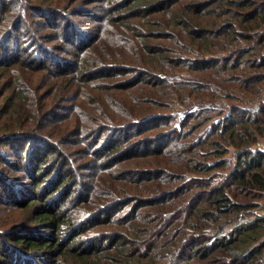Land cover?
I'll list each match as a JSON object with an SVG mask.
<instances>
[{"label":"trees","instance_id":"16d2710c","mask_svg":"<svg viewBox=\"0 0 264 264\" xmlns=\"http://www.w3.org/2000/svg\"><path fill=\"white\" fill-rule=\"evenodd\" d=\"M73 1L0 0V165L23 164L19 176L32 179L22 192L17 174L0 166V203L21 208L0 219V264H264V0H107L100 7L107 24L91 25L101 30L99 38H80L91 19L76 18L88 13L81 10L84 0ZM47 24L55 28L49 38L68 41L79 53L69 62L78 70H46L57 77L48 86L29 77L23 86L11 78L22 70L10 67L27 58L14 59L7 45L28 48L35 69L32 51L51 32L42 31ZM130 62L142 65L143 76L134 95L127 88L132 84L122 82L119 92L132 102L113 114L97 96L107 93L102 81L91 94L84 85L89 73L118 74L120 81ZM70 88L78 92L68 95ZM65 105L66 122L58 123ZM97 107L101 113L94 116ZM155 118L176 134L174 144L134 150L111 162V172L75 181L63 139L93 137L109 122L110 142L95 147L94 155L107 150L117 156L128 147L121 149L114 129ZM48 174H54L52 191L47 177L41 179ZM73 182L79 184L74 193ZM61 193L63 201L56 200ZM116 199L122 214L99 220ZM87 222L105 226L108 236L78 247L89 238L73 231H85Z\"/></svg>","mask_w":264,"mask_h":264},{"label":"rangeland","instance_id":"374dc122","mask_svg":"<svg viewBox=\"0 0 264 264\" xmlns=\"http://www.w3.org/2000/svg\"><path fill=\"white\" fill-rule=\"evenodd\" d=\"M8 1L9 0H5V3L7 4ZM60 1L64 4L67 2H71L72 0H60ZM114 1L115 2L119 1V3H120V2H123L126 0H121V1L120 0H114ZM79 2H82V0H74L72 2V5L78 4ZM89 2H91V3H89ZM106 5H108L107 0H84L83 1L81 10H86L88 14H86V13L80 14L79 13L76 18H80V16H88L89 19H91V20H89V25H87V22H85V24L83 26V30H82L81 35H80V38H82L83 36L94 38L95 36H98V33L100 34L101 30H99L98 32H94V30L91 28V25L97 23L103 29V25L107 24L106 21H108L109 17L103 10L100 9V7L103 8ZM124 13L125 12L122 10V11L115 12L114 15L115 16H121V14H124ZM83 21L84 20H81V21H79V23L82 24ZM58 24H59L58 27H60L61 23L59 22ZM58 27H56V28H58ZM48 29L51 30V32L47 33L45 35V38L41 37L42 41H44L43 44L34 48L32 51L33 52L32 57L33 58L36 57V60L33 63V65H35L34 66L35 69L32 68L33 66L28 64V59H29L30 53H31L30 51H28V48L27 49H26V47H25V49H24V47L21 48L20 46H18V44H17V47L15 48V44L13 42L11 43L10 46L7 45V48H6L7 52L10 53V55L12 53V57L14 59H16L19 55L22 58H24V56L27 58L26 61L22 62L19 66H18V64L13 65L14 62H11L12 66L10 67V68L14 67V69L16 68L15 70H22L21 72L14 71L11 78L13 80H19L20 82H22L23 86L27 85V84H25V80H27L26 79L27 77L32 78L35 83L40 84L41 82H45L44 84H46V86H48V84H50L52 80H56L57 77L46 76V74H45L46 70L53 69V70H59V72H60V70H69V72H73V73L76 70H78V68L76 67V64L73 66V65H70L69 62H70V59H76V57L78 58L79 53H76L74 47L71 45L70 42L62 41L58 38H56V39L49 38V36L54 32L53 30L55 28H52V27H50V25L47 24L44 27V29H42V31L48 30ZM112 30H113V25L110 27L109 32H111ZM99 37L100 36H98L97 38H99ZM23 40L26 41L25 37H23ZM101 45H99V48ZM43 50H45V51H43ZM42 52H43V54H42ZM100 52H102V51H100ZM49 58L56 59L58 61L57 62L58 64L52 65V62L50 60H48ZM11 59L12 58H10V60ZM39 64H41V65H39ZM141 66H142L141 64L139 65L135 62H132V63L130 62L128 64V67H130V68H127L126 75H124V78H122L120 81L118 79V78H120V75H118V74H113L112 77H111V74H102V77H98L95 75V73H89V77H91V80H88L87 84L84 85V87L88 88L89 93L91 94L92 89L95 86L101 85L100 82L102 81V83L104 85V88L102 90L106 91L107 93H102V94L96 93V94H97L98 98L101 100V102L105 105V107L109 110H112V113L115 114V112H116L115 107H120V105H126L127 102H132V99H130V101H128L126 99V97L119 92V91H121L120 86L122 85V82H124V81H125V83L132 84V85H129L127 88L130 91H132L131 94L134 95L135 91H136V87L139 84V81H137V80H139L143 76L142 72H140L141 70H138V68H141ZM36 67H38V68L36 69ZM28 70H30V71L31 70H38V71L33 73L34 75H31V74L27 73V72H29ZM107 75H110V76H107ZM65 77H66L65 74L61 73V75L58 78L64 79ZM110 77H111V79L109 81H105L106 79H108ZM146 78H148V76L145 75L142 79H146ZM96 83H98L99 85ZM69 90H72V92L68 94L71 96L78 92L77 88H70ZM106 103H107V105H106ZM66 104H68V103H66ZM88 105H90V104L86 103L85 106H88ZM68 107H69V105H65V110H62V111L59 110L58 118H60V117H62V118H60L58 120V123L66 122L64 119L65 116L63 117V115H61V114H67V112L70 111V109H68ZM26 110H29V109H26ZM100 113H101L100 107H97L96 111L92 112V114L94 116H97V115L99 116ZM146 118H147V115H144V117L141 119H146ZM171 122H175V121L171 120ZM106 124L110 125L109 122H107ZM106 124H104V125L101 124L100 129L98 130L97 133H95V135L93 137H88V136L82 137L79 135H75V138L63 139L64 143L62 144V147L71 150L73 155L75 154V157H73V155L69 156V163H68V166H73L75 169V174H76L75 181L76 180H81V181L90 180L91 178L95 177V175L98 176L101 173L104 174L106 171L111 172L109 170L111 162H121L124 158H127V156H130V155L132 156V154H133L132 152H134V150H136V153L153 152L155 149H158V148H168L169 146L174 144L176 140H178L177 138L174 137L176 134L169 135L170 131L167 128V126L165 127V121L164 120L159 119V118H155L154 122L140 123L134 128L114 129L115 137L117 139L122 140L121 149H125L128 147V149L123 151V153L121 152L120 154L115 156L114 154L107 153V150H106L105 152H103L101 154V156H99L97 154L94 155L95 154L94 153L95 147H100V146H103L105 143L108 144L110 142L108 135L110 134L111 129ZM156 125H158V127H156ZM156 129H161V131L157 132ZM68 130L71 132L77 131L75 126H71ZM165 130H168V131L166 132ZM140 137H144V138H140ZM124 138H126V139H124ZM23 149H25V147H23ZM54 153H55V149H53V151L47 157H49L51 154L53 155ZM23 160H24V158H23ZM11 162H12L11 165H16V163H17V161H14L13 159ZM104 163L107 165H105ZM0 166H2V168L5 171H7L8 173L17 174V176L19 177V181L17 183V187L19 188V190H21L22 192H28L30 190V186L28 184H30V182H32V179H29L28 177L21 178L19 176V174L22 173L24 170L23 164H19V166H16L15 168H13L12 166L6 167L4 164H1ZM68 166L67 165L65 166V169L63 170V174L60 176V179H62L63 177H66L65 172H67V168H69ZM17 168H19V169H17ZM53 175L54 174H48L45 176H41V179L44 177H47V180L43 181V182L45 183L46 189L52 185L51 191L54 190V185L52 183V180H54ZM135 176H137V175H135ZM147 180L144 179L142 182H146ZM71 185L73 187L75 186V188H73L71 191L74 193L76 191V188L79 187V184L78 183L76 184L73 182V183H71ZM66 193L68 194V191ZM73 193H71L70 196H74ZM27 194H29V193H27ZM163 196H164L163 193L160 194L158 196V198H156V201H159L160 204L164 203V202H162V200H164V198H162ZM64 197H65V193L63 195L61 193V195H59V199H56V200L63 201L62 198H64ZM69 198L70 197H68L67 199H69ZM118 199H116L117 205L115 207H112L111 209H108L101 217H99V220L107 218L108 215L114 216V215H117L119 213L122 214L123 211L121 210V208L119 206V200ZM76 207H77V205L74 206V208H76ZM20 210H21V208H20L19 204L16 205V204H10V203H0V219L2 221L8 220L12 217V215L18 214L20 212ZM75 210L72 211V213H74ZM23 213H24V210L22 211L21 215H23ZM179 216H180V214H178L175 219L179 218ZM171 222L172 221L169 220L166 223L161 224V226H160L161 235L164 234L165 230L168 228V225ZM98 224L99 223H97V222L96 223L87 222L84 226L86 229L85 231H82L81 228L73 231L74 233L79 232L80 238L84 234L87 238H89V239H87L85 241H81L79 244H75V245L80 247V244L81 245L86 244L87 241L93 240L97 237H99V238L107 237L108 235H107V230L105 229V226L104 227L102 226L100 229H97ZM75 239L76 238H73L71 242L73 243L75 241ZM50 264H57V262H55L54 260H51Z\"/></svg>","mask_w":264,"mask_h":264},{"label":"built area","instance_id":"2783aa9c","mask_svg":"<svg viewBox=\"0 0 264 264\" xmlns=\"http://www.w3.org/2000/svg\"><path fill=\"white\" fill-rule=\"evenodd\" d=\"M259 146H260L261 148H264V139L261 140V141L259 142Z\"/></svg>","mask_w":264,"mask_h":264}]
</instances>
